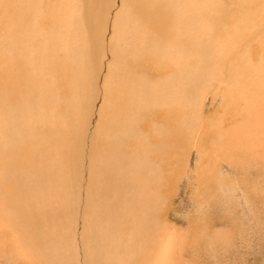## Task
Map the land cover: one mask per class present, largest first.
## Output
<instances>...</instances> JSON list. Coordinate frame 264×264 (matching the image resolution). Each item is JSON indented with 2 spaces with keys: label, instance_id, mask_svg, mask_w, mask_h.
Here are the masks:
<instances>
[{
  "label": "bare ground",
  "instance_id": "1",
  "mask_svg": "<svg viewBox=\"0 0 264 264\" xmlns=\"http://www.w3.org/2000/svg\"><path fill=\"white\" fill-rule=\"evenodd\" d=\"M235 1L77 0L78 4H69L64 0H0V233L9 244L3 250L18 249V258L24 260L33 254L43 264H68L70 253L83 257L89 253L93 264H134L132 255L148 249L159 230L156 212H143V218L139 219L138 210L149 203L154 206L163 203L160 201L161 190L156 187L161 185L157 184L160 183L161 164L151 158L153 149L149 136L142 137L139 126L150 116L154 122L155 116L162 114L173 121L178 120L176 128L185 130L193 142L191 156L200 159V152L207 149L196 143L202 130V113L215 101L209 102L211 94L206 91L223 76L225 87L238 88L237 94L232 96L241 98L250 115L247 124L242 126L243 133L232 134L235 136L232 138L220 134L217 148L215 143L212 144L218 155L216 160L234 156L229 150L234 151L237 146L242 148L248 141L256 144L255 132L261 129V134L264 133L263 116L254 112L258 110V96L264 84V64L263 67H247L248 54V61L238 60L239 54L246 52L241 50L242 43L246 42L240 39L238 44L232 45L227 42L224 31L226 25L237 20L244 21L247 29L251 30L252 25L264 29V11H261L264 0H250V4L237 0L236 12L229 9ZM88 3H91L90 7ZM53 17L56 31L44 26ZM249 18L255 21L252 25ZM143 21L148 23V29ZM32 27L37 29L34 33L39 39L44 32L43 41L36 38L40 41L36 42L39 43L37 49L32 48L28 36ZM230 28L233 30L232 26ZM248 34L252 36V33ZM233 52L237 55L235 61ZM7 78H11L9 83ZM150 78L157 79L153 80L155 84ZM10 86L12 89H8ZM6 92L9 100H6ZM226 96L218 97L225 100ZM262 97L264 99V94ZM141 116L146 120L139 122ZM154 126L161 127L160 124ZM84 128L94 137L90 142L95 145L89 147L91 152L87 147L83 151L80 146L88 143V139L83 138ZM70 131L73 133L71 138L78 139L73 142L72 151V144L63 143L65 139H61ZM57 142L65 145L66 152L54 154L57 158L54 163L66 161L68 170L61 165L58 169H50L51 152ZM249 145L253 150L256 148ZM39 148L44 158L37 153ZM77 149L78 156L75 154ZM211 151L207 152L206 170L213 166ZM234 160L221 159V170L234 173ZM71 161L74 168L69 169ZM193 162L195 167L198 162ZM81 169L85 170L89 180L90 194H83L85 198L81 194L82 187L75 184L82 179ZM18 173L22 178L17 179ZM186 182L184 179L183 185ZM4 191L14 198L10 202L7 200L8 205L2 201ZM68 196L73 205L80 199L78 210H86L89 219L83 223L88 233L85 240L81 239L84 246L74 251L70 250L72 246L75 248L73 242L66 238L67 235L72 239L68 235V224L72 219L63 217ZM107 204L110 208H105ZM49 208L52 210L48 215ZM100 211L114 220L123 218L125 231L116 226L112 231L100 234L111 226L98 221ZM153 214L158 223L148 230L150 227L144 223L151 220L149 217ZM21 217L34 222L33 234L24 235L27 227ZM10 229L17 238L10 236ZM123 234L122 238L128 239L131 247L123 251L117 250V244L111 247L113 238ZM33 238L41 242L32 243ZM167 245L164 242L158 249L164 256L166 248L162 246ZM7 253L4 256L7 257ZM109 256L111 260H107ZM73 263L81 264V261L73 258Z\"/></svg>",
  "mask_w": 264,
  "mask_h": 264
},
{
  "label": "rangeland",
  "instance_id": "2",
  "mask_svg": "<svg viewBox=\"0 0 264 264\" xmlns=\"http://www.w3.org/2000/svg\"><path fill=\"white\" fill-rule=\"evenodd\" d=\"M64 1L69 4H78L77 0H64ZM90 1H93V0H90ZM236 1L234 2V6H231L229 8L230 10L235 11V12H236V8H235ZM245 1H247L248 4H250V0H245ZM91 3H88L87 6L90 7ZM261 11H264V7H262ZM54 20H55L54 17L51 18V20L48 21L50 22V24H47L48 22L46 21L47 23H45L44 26L45 27L50 26V30L56 31V27H55L56 20L55 21ZM249 22L252 25V23H254L255 21L252 18H249ZM143 24H146V27L148 29V26H147L148 23L143 21ZM242 24L246 25L244 21L237 20L236 22L230 25H226L225 31H224L225 38L227 39V42H230L232 45L238 44V41H240V39H244L245 41L243 40V42H246V43H242V46L244 48L241 46L242 47L241 50L243 52L246 51L245 52L246 54L243 53V55L241 56L239 54L238 60L243 59V61H248L249 59L247 57L249 56L250 61L247 62V67H250V66L263 67L262 65L264 64V60H263L264 59V53H263L264 52L263 51L264 50L263 48L264 39L262 37L264 36V32H263L264 29L257 27L256 25H252L251 27L252 29L250 30V29H247V27H245V25L243 26ZM34 26L38 29L37 25H34ZM231 26L233 30L230 28ZM35 27H32V29L28 31V36L30 38V43L33 45L32 46L31 44H29V47L32 46V48L35 47L34 49H37V47L39 48V43H36V42L39 40H42V41L44 40V32H41L42 38L39 39V36L35 35L34 33L35 30H37ZM149 27L151 28L152 25H150ZM145 28L144 30H147ZM151 29H153V27ZM258 29H260V31ZM254 30L258 33V34L256 33L257 35L255 34V32L253 33ZM47 31L48 30H46L45 32ZM245 32L247 34L252 33V36L250 34L246 35ZM259 32H262V33H259ZM213 33L216 34L217 32L214 31ZM236 34H239V35H236ZM259 35H262V37ZM36 38L39 40H36ZM34 39L36 41H34ZM250 39H252V42H249ZM253 40L255 41L253 42ZM217 41H219V38L217 39ZM34 43L38 45L35 46ZM42 45H43V42H42ZM234 56L235 58L233 60L235 61L237 55L234 54ZM201 68H202V65H201ZM21 70L24 71V68H22V65H21ZM21 70H20V73H21ZM14 73H16V71ZM226 76L227 75H225V77ZM18 77L20 78V76ZM223 78L221 77L220 79L214 81L212 85L213 88L211 87L209 90L206 91V92L209 91L208 94H211L209 95V98H210L209 102H213L215 100L214 101L215 105L211 103L209 107H205L202 113V115L204 114L203 115L204 118L200 121L202 125V128H201L202 130L200 131L201 134L199 138L201 140L199 139L198 141H196V143L207 149L204 150L206 153L204 151L200 152V157H201L200 159H194L191 156L193 142L191 141V139H189V136L184 132L185 130H183L182 128H176V124L178 120L175 119V121H173L170 118V116H165L164 114H162V116H159V115L155 116V120H154L155 123L152 121L151 116H150L147 121H144L139 126L142 137L146 136L148 138L149 136L148 138L149 143L151 144V147L153 149L151 158H155L160 161V164H161L160 165L161 169H159V172L161 173V174L159 173L160 183H157V184H161V185L160 187L159 185H157L156 187L159 188L158 191L161 190L160 195L161 196L163 195L165 198L163 196L161 198L160 196V199H161L160 201H163V203L159 202L158 205H161L159 207L158 205L154 206L152 205V203H149L147 204L149 206H145L142 210L141 209L138 210L139 213L137 214L138 215L137 217L139 219L141 218V213L143 214V212H149L152 210L156 212L157 220L159 219L160 225L158 221L156 220L154 214L149 217L151 220L147 219L148 221H145L144 224H146V227L147 226L150 227L149 229L147 228L148 230L153 228V226L156 225V222L158 223V226H159V230L157 234L158 236L155 234V237L153 238L154 241L152 240L153 242L152 241L149 242L148 249L146 248L144 252H142L141 254H138V252H135V254L132 255L134 256V264H154V263L163 264L164 261L166 262L164 264H170V263L172 264H264V133L261 134L260 132L261 129H259V131L255 130L256 131L255 135H257V138H258L256 139L257 142L255 145L253 144V141L249 143L247 139L246 141H248V143L247 142L245 143L244 145L245 147L242 145L243 146L242 148L241 147L239 148V146H237L239 149L235 147L234 151L233 149L229 150L231 154L234 156L232 157L224 156L223 158H221V159H232V158L235 159L233 162L234 171H235L234 173L229 172V171L226 172L223 169L221 170V162H220L221 159L218 161L216 160V157H215V156H218L217 153L215 152V147L217 148L216 142L218 141L220 134L224 133L223 135L229 138H232L234 136V135L232 136V134H237L236 136L240 135L241 133H243L242 132L243 127L248 122L246 121V119L249 118V115H250V112L247 110L246 106L241 101V98L239 96H234L236 98L235 100V98L232 96V95L237 94L236 90L238 92V88L225 87L224 84L226 83H225V79L223 80ZM9 79L11 78H7V82ZM153 80H157V79L150 78L151 83L153 82ZM218 81L220 82L218 83ZM238 81L240 80L238 79ZM238 81L235 80V82H238ZM262 81H264V79ZM226 82H227V79H226ZM242 82L243 80L239 82L241 86H242ZM152 84H155V83L153 82ZM230 85H234V84L230 83ZM8 89H12V86H10ZM260 89H261L260 95L258 96V100H260V103L258 102V108H257L258 110L257 111L255 110L254 112L255 113L258 112L260 115L262 114L263 116L262 118L264 120V101H263L264 99L262 97V94H264V84L262 85ZM7 92H10V91L7 90ZM7 92H6L7 95L5 97H6V100H9L10 97L8 96ZM221 95H227L224 98L225 100H222L220 97H218ZM215 97H217V99L219 98V100L217 101ZM237 99H239L238 100L239 102L237 101ZM204 100H205V97H204ZM246 101L248 102V99ZM229 103L232 105H229ZM5 112H7V109L5 110ZM140 118H139V122L140 121L142 122V120H146L142 116ZM203 121H205L207 124ZM210 123H212V125H209ZM155 124H160L161 127L160 126L157 127L158 125L154 126ZM203 125L204 126L207 125V126L204 127ZM84 129L86 131V134L83 136V138L85 137V139H88V143L87 144L85 143L80 146L83 149V151H84V148L87 147L89 152H91V149L89 147H95V145L90 143L94 139V137L91 135V133L86 128ZM84 129L81 132H83ZM88 129H91V126H89ZM72 131H70L69 133H66L65 136L62 135L61 137L62 140L65 139L63 143L69 142L72 144L70 148L71 151L73 147V142L78 140V139L71 138V134H73L71 133ZM202 132L206 133L207 135L202 134ZM216 132H217V135H216ZM178 137H180L181 140ZM200 141L201 143L204 141L202 143L203 145L199 143ZM161 142L162 144L163 143L165 144L159 145V143ZM63 143L57 142V145H55V150H52L50 169H53V168L58 169L59 166L61 165L63 168L68 170V167L66 166V161L60 164L54 163V160L57 159L54 156V154L57 153V155H59V153L66 152L65 145ZM212 144H214L215 147ZM249 144L255 146L256 148L254 147L255 149L253 150V147L250 146ZM137 145L139 148H141L139 144ZM247 146H250L251 149L250 147L248 148ZM40 149L41 148L36 149V150H37V153L41 155L42 152L40 151ZM211 149H212L211 155L214 156V162H213L212 169H210L211 170L210 171V170H206L205 164H207V159H206L207 152ZM71 151H69V153ZM77 151L75 154L78 156L80 152L79 151L77 152ZM71 154H73V152ZM66 155H70V154H66ZM42 156L44 158L43 154ZM195 160L198 162L196 164V166L198 165L197 166L198 168L195 166L196 169L194 167V162L191 163V161H195ZM162 162L165 163L164 164L165 167L164 165H162L163 164ZM189 162L191 163V165H188ZM72 168H74V163L71 161L69 165V169H72ZM19 173H21L22 175V172H19ZM19 173L17 174V177H18L17 179L22 178L21 176H19L20 175ZM81 173L83 174V176L80 181H75V179H72L71 177L70 179L75 181V184L77 187L79 185H80V188L82 187L81 194H82V197L85 198L83 194H86V193L90 194L89 193L90 189H88V184H87L89 183L88 182L89 180L86 178L87 174L84 169H81ZM41 174H43L42 171H41ZM184 179H187V182L185 185H183ZM156 180H157V177H156ZM11 181L12 179L9 178V182ZM187 183H188V186H187ZM46 184H48V187H49V183H46ZM103 184L108 186L107 182H103ZM86 189H87V192H86ZM4 192L5 194L7 193L6 191ZM5 194L2 195V201L8 205L10 201L14 200V198L11 197L9 194H6V195ZM88 199L90 200V197ZM7 200L9 201L8 203H7ZM77 201H80V199ZM77 201H76L77 204L73 205L71 202V199L68 196L66 203H64V209L66 211V214L63 217L70 216L72 219L68 224V228H69L68 235L71 236L72 239H69V237L66 235V238L72 241L73 245L75 246V248L72 246L70 250L71 249L77 250L78 249L77 247L82 248V246L84 245L81 244V239L83 238V240H85L84 236L88 235V233H86L85 231L86 227L83 224L89 220L87 216V212L86 210L85 211L78 210V207L80 209V205L78 204ZM83 202L84 201L82 200V203ZM154 204L156 205V201ZM157 207L159 211H157L158 210ZM105 208H110V207L107 204ZM51 210L52 208L48 209V215L50 214ZM65 211H63V213H65ZM71 213H75V215H72ZM20 220L27 227V232H25L24 235L33 234L34 233L33 230L35 229L33 226L34 222L32 220H27L25 217H21ZM98 221L104 222L106 224L107 223L111 224V226L109 227V230H105L104 228L100 234H102L103 232L112 231L116 226H120L123 232L125 231V229L123 228V218L114 220L111 217L104 215L102 211H100L98 215ZM82 230H84V232ZM11 231H12V234L9 233L10 236H13V238L14 237L17 238V235L14 232V230H11ZM41 231H43V229H41ZM168 231H170L172 234H170V232ZM76 232L78 233V235ZM39 235H41V233ZM119 236L120 235H116L113 238L111 247H116L115 244H117L119 245L117 246V250L123 251V250L129 249L131 247L129 240L122 238L124 234L121 235L120 237ZM151 236L153 237V235ZM0 237H1L0 239V252H1L0 264H43V262H41L38 258L36 257L34 258L33 254L27 256V260H24V258H21V259L18 258V256H20V250L18 249L7 250V251L3 250L4 248L6 249V247H8L9 244L6 240H3L5 238L3 237L2 233H0ZM37 242L39 243L41 241H38L34 238L32 239V243L37 244ZM164 242L168 243L167 247L162 246L166 248L165 256L162 252L159 251L161 247L160 245L163 244ZM71 243L69 242V244ZM16 246H18V242H16ZM6 252H8L7 253L8 258L4 256ZM87 254L89 253H85L83 257L76 253H70L71 262L69 260L68 264H74L73 258L81 261V264H86V263L93 264ZM110 257L111 256H109L108 258L106 257L107 260H111ZM147 257L149 258L147 259ZM163 257H165V260H163L164 259ZM156 258H157V261H156ZM167 258L170 259L169 263L167 262L168 261ZM152 261L153 263H151Z\"/></svg>",
  "mask_w": 264,
  "mask_h": 264
}]
</instances>
